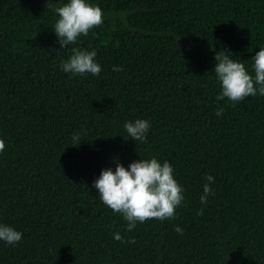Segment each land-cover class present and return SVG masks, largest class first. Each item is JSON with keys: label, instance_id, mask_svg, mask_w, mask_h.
I'll return each mask as SVG.
<instances>
[{"label": "trees", "instance_id": "obj_1", "mask_svg": "<svg viewBox=\"0 0 264 264\" xmlns=\"http://www.w3.org/2000/svg\"><path fill=\"white\" fill-rule=\"evenodd\" d=\"M88 2L103 23L62 48L45 0H0V225L22 233L0 240V264H264V96L218 100L213 70L223 49L254 76L264 0ZM73 47L97 53L99 76L62 70ZM136 119L146 142L124 129ZM153 157L184 201L128 231L94 181Z\"/></svg>", "mask_w": 264, "mask_h": 264}, {"label": "clouds", "instance_id": "obj_2", "mask_svg": "<svg viewBox=\"0 0 264 264\" xmlns=\"http://www.w3.org/2000/svg\"><path fill=\"white\" fill-rule=\"evenodd\" d=\"M46 8L58 15L53 30L62 48L76 45L80 36H87L90 30L103 23V11L99 6L88 0H68L62 6H57V0H45ZM72 55L61 64L64 72L76 76L92 74L99 76L101 66L95 61V51L71 49ZM226 50L215 54L216 66L213 69L221 86L218 100L228 98L233 103H239L246 97H255L258 93L264 96V48L252 58L254 76L246 69L244 62L234 60ZM114 71H123L114 66ZM224 109L218 108L216 114L222 115ZM124 129L136 142H146L150 123L147 120L136 119L126 122ZM73 142L79 141V135L74 134ZM80 144V143H79ZM5 149V141L0 139V153ZM200 203L206 205L209 195H215L209 186L215 182L212 175L206 177ZM94 187L99 192L100 200L115 213L123 216L128 222L127 230L132 231L137 223L148 220L159 221L174 219L177 207L182 205L183 190L173 175V167L165 161L161 164L155 157L133 162L128 168L117 163L115 171L102 170L94 181ZM203 215V209L198 213ZM175 231L183 235V229L177 226ZM22 239V233L7 225H0V240L15 246ZM114 239L122 243H135V239L125 241L120 233L114 234Z\"/></svg>", "mask_w": 264, "mask_h": 264}]
</instances>
